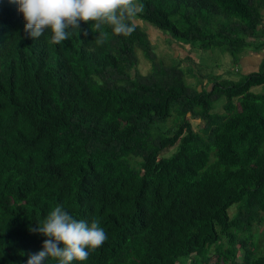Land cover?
I'll return each instance as SVG.
<instances>
[{
  "label": "trees",
  "instance_id": "trees-1",
  "mask_svg": "<svg viewBox=\"0 0 264 264\" xmlns=\"http://www.w3.org/2000/svg\"><path fill=\"white\" fill-rule=\"evenodd\" d=\"M139 2L130 35L57 44L0 0V264L58 203L108 234L73 264H264V0Z\"/></svg>",
  "mask_w": 264,
  "mask_h": 264
},
{
  "label": "clouds",
  "instance_id": "clouds-1",
  "mask_svg": "<svg viewBox=\"0 0 264 264\" xmlns=\"http://www.w3.org/2000/svg\"><path fill=\"white\" fill-rule=\"evenodd\" d=\"M25 20L24 31L36 39L46 32L57 44L69 39L82 21H91L101 37L107 32L99 31L103 25L111 27L116 34L130 35L136 25L131 21L142 11L139 0H14ZM103 43V39H101ZM30 232L45 237L42 247L28 254L22 264H73L86 261L91 251L108 238L99 219L88 221L75 217L62 204H56Z\"/></svg>",
  "mask_w": 264,
  "mask_h": 264
},
{
  "label": "rangeland",
  "instance_id": "rangeland-1",
  "mask_svg": "<svg viewBox=\"0 0 264 264\" xmlns=\"http://www.w3.org/2000/svg\"><path fill=\"white\" fill-rule=\"evenodd\" d=\"M153 37V36H152ZM158 48L156 49V51H157V53H160V55H164V54H166V53H169V52H171L170 50H169V48L166 46V44L165 43H163V41L162 40H158ZM249 56H258L259 57V60L261 61V59H262V57H264V53H260V54H256V53H251ZM180 57H182V58H184V53L182 54V56H180ZM214 58H216V60H214V61H211V64H214V62L215 61H217V60H220V61H222L223 62V66L221 65V67H219L218 68V71L216 72V69H214V73H216V74H223V73H225L227 70H231V66H232V62H231V57H230V55H222V54H219V55H217L216 54V56L214 57ZM218 62V61H217ZM215 64H216V62H215ZM214 64V65H215ZM259 66V65H258ZM257 66H254V67H251V68H248V70L247 71H251V70H253V69H255ZM140 69H141V71L144 73V74H146L148 71H149V69H150V66H149V63L148 62H142L141 63V65H140ZM225 77H228V76H225ZM235 78H237L238 79V75L237 76H232V79H235ZM190 80V82H192V81H194V80H192V79H188V81ZM192 80V81H191ZM255 91H259L260 89H254ZM219 106H221V104H218V109H220L219 108ZM192 122H193V124H194V126H195V128H197V124L200 122V119L199 118H195V119H193L192 120ZM169 126H172V124H169ZM235 211V209L234 208H232L231 209V213H233Z\"/></svg>",
  "mask_w": 264,
  "mask_h": 264
},
{
  "label": "crops",
  "instance_id": "crops-1",
  "mask_svg": "<svg viewBox=\"0 0 264 264\" xmlns=\"http://www.w3.org/2000/svg\"><path fill=\"white\" fill-rule=\"evenodd\" d=\"M249 55L242 62L243 65L242 67L246 68L247 70L248 68L258 66L260 64V60L258 56H249Z\"/></svg>",
  "mask_w": 264,
  "mask_h": 264
},
{
  "label": "bare ground",
  "instance_id": "bare-ground-1",
  "mask_svg": "<svg viewBox=\"0 0 264 264\" xmlns=\"http://www.w3.org/2000/svg\"><path fill=\"white\" fill-rule=\"evenodd\" d=\"M200 141H202V140H200ZM200 143V142H199ZM197 144H198V141H197ZM202 146V145H201ZM207 147V146H206ZM201 150V149H200ZM204 151V150H203ZM193 156V155H192ZM194 160V159H193ZM180 202V201H179Z\"/></svg>",
  "mask_w": 264,
  "mask_h": 264
}]
</instances>
